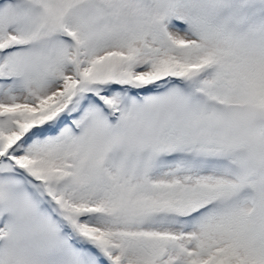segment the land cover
<instances>
[{
  "label": "snow or ice",
  "instance_id": "1",
  "mask_svg": "<svg viewBox=\"0 0 264 264\" xmlns=\"http://www.w3.org/2000/svg\"><path fill=\"white\" fill-rule=\"evenodd\" d=\"M0 264H264V0H0Z\"/></svg>",
  "mask_w": 264,
  "mask_h": 264
}]
</instances>
